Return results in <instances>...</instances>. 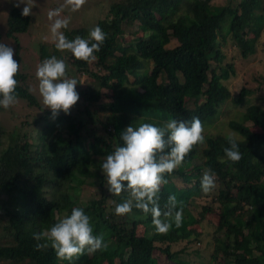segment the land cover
Wrapping results in <instances>:
<instances>
[{
  "label": "trees",
  "instance_id": "1",
  "mask_svg": "<svg viewBox=\"0 0 264 264\" xmlns=\"http://www.w3.org/2000/svg\"><path fill=\"white\" fill-rule=\"evenodd\" d=\"M213 1L120 0L110 7L97 24L106 39L94 53L96 60L88 63L70 56L77 72L92 77L97 84L78 92L80 99L70 115L61 112L52 119L49 111L40 118L50 122L41 131L38 145L34 147L24 135L0 154V193L18 194L23 199L22 212L5 215L6 245L0 246V261L158 264L163 259L156 255L159 252L166 256L167 264H191L182 258L184 250L172 251L166 242L190 243L201 237V232L193 228L200 221L193 219L191 207L202 191L201 178L210 169L215 173V183L221 186L216 200L220 205L215 211L211 206L203 208L218 215L216 234H224V239L214 238L213 261L264 264V108L260 105L247 107L242 122L229 123L241 137L237 139L242 155L239 162L233 163L225 155L228 137L205 135V146H194L183 163L166 174L168 183L158 193L161 211H168L170 196H175L177 210L183 209L179 228L174 212L172 217L161 216L171 222L167 233H157L151 214L145 216L135 207L132 215H116L115 207L127 199V193L111 195L100 171L103 159L123 145L121 132L129 125L163 126L169 119L190 121L198 117L203 125L212 126L221 107L232 98L224 81L234 76L235 68L233 64L221 66L226 59L222 47L227 34H231L242 58L257 53L264 33V0H239L237 5L216 9ZM21 12L14 8L7 18V36L17 44L18 36L31 26L30 16ZM128 27H137L132 40L126 36ZM89 33L80 28L71 31L68 38L95 43ZM173 39L178 45L169 48ZM17 47L19 50V44ZM16 60L20 63L18 55ZM15 79L17 99L37 105L27 85L28 77L19 70ZM251 95L243 88L235 102L241 104ZM104 99L110 102L102 105ZM96 107L104 118L95 119ZM1 139L0 129V143ZM174 178L181 179L185 186L180 187ZM88 187H97L100 197L80 203V193ZM73 206L90 217L95 226L93 234L102 235L107 247L92 256L85 252L71 262L58 259L51 247L37 250L36 244L43 241L34 240L33 234L49 230L57 218L70 215ZM141 227L145 231L139 234Z\"/></svg>",
  "mask_w": 264,
  "mask_h": 264
},
{
  "label": "clouds",
  "instance_id": "2",
  "mask_svg": "<svg viewBox=\"0 0 264 264\" xmlns=\"http://www.w3.org/2000/svg\"><path fill=\"white\" fill-rule=\"evenodd\" d=\"M86 0H66L73 10L79 9ZM22 8L21 15L32 14V0H17L15 6ZM60 9L49 12V18L58 16ZM67 20L56 19L51 31L56 38L58 50H70L72 55L81 61L91 63L96 60L94 53L99 52L106 36L100 27L90 30L92 41L77 37L67 40L60 32L66 28ZM15 50L9 44L0 41V106L7 109L17 102L15 94L18 81L19 62L14 59ZM66 64L55 56L45 59L37 68L39 93L46 109L51 110L52 119L61 112L71 114V109L80 99L77 91V80L66 75ZM122 146L108 154L100 165L101 174L106 180L105 187L114 196L127 193V199L115 207L116 215L131 214L133 208L141 210L145 216L151 214L157 233H167L171 222L162 220L161 216L172 217L177 228L182 225L183 209L177 210L175 196H170L168 211L162 212L158 203V193L170 175L179 167L185 157L196 145L205 143L204 126L198 117L190 121L169 119L163 126L142 123L136 127L129 125L121 132ZM229 147L224 149L227 159L239 162L242 155L235 136L228 137ZM201 190L210 192L215 187V173L205 170L201 178ZM90 217L80 207L71 209L70 215L57 218V222L47 231L34 233L33 239L43 241L36 244L37 250L51 247L58 259L73 261L85 252L94 253L107 245L102 235H94Z\"/></svg>",
  "mask_w": 264,
  "mask_h": 264
},
{
  "label": "rangeland",
  "instance_id": "3",
  "mask_svg": "<svg viewBox=\"0 0 264 264\" xmlns=\"http://www.w3.org/2000/svg\"><path fill=\"white\" fill-rule=\"evenodd\" d=\"M118 1L120 0H86L79 9L74 11L72 6L66 3V0H32V14L29 15L31 18V26L27 33L18 36V44L20 47L18 50L16 41L7 36V18L9 12L17 8L15 6L17 0H0L1 41L14 48V59H16L17 55L20 57L19 70L28 77L27 85L30 92L37 100V105H30L26 99L18 98L17 102L9 108L5 109L2 107L0 112V129L2 131L0 154L7 148L15 145L24 135L28 136V139H30L35 147V145L39 144L41 131L50 122L47 121L46 118L40 119L51 110L46 109L43 104V99L39 93V80L36 76L37 68L45 59L55 56L57 59L63 60L67 66V77L76 79L78 82V92L87 88L88 85L97 84L92 77L81 75L77 72V69L72 65L70 60V56L72 55L70 50L57 49L56 38L51 31L52 24L55 20L61 19L68 21L67 27L60 29V32L63 33L67 40L71 41L68 38V34L71 31L80 28L92 30L103 17L107 16L110 7ZM238 3L239 0H214L212 7L216 9L234 6ZM23 7L24 5H21L18 9L22 10ZM57 9H60L59 15L53 16L50 19L49 12ZM136 31L137 27H128L126 28V36L132 40L135 38L134 32ZM259 43L257 53L245 59L242 58L241 50L236 47L233 36L227 34V42L222 47L226 59L221 66L224 67L227 64L234 65V76L224 81V84L232 92V98L221 107L220 115L215 119L212 126L208 123L203 125L204 136L222 134L226 137L230 135L235 136L236 139L240 140L241 137L231 129L229 123L231 121L242 122L243 114L247 107L251 105H260L264 108V33ZM177 45L178 42L173 39L169 48H174ZM212 65L213 67L215 66L214 64ZM94 68L95 66L93 65L92 69ZM131 80L133 79L131 78ZM159 81L162 82L163 79L161 78ZM243 88L250 90L252 95L246 98L241 104H237L235 102L238 98L237 94H239ZM110 93L111 92H108V94ZM108 102L110 101L104 99L101 104H108ZM82 104L81 102V105ZM94 110L92 111L96 114L95 119H101L104 116V113H102L98 107ZM74 111H76V108ZM38 119H40V121H38ZM83 119L86 120L87 117L84 116ZM254 130L257 131L258 129L254 128ZM204 146L205 143L201 145L202 148ZM174 181L180 187L185 186L181 179L174 178ZM220 187L218 183H215V187L210 192L204 193L200 191V194L194 198L192 203L191 213L193 219L197 218L200 221V224L193 226V228L201 232V237L190 243L178 242V244H173L169 241L166 242L167 245L171 246L172 251H180L181 248H185L187 252L184 254L189 253L191 256H181L183 259L189 257L188 259L191 261V264H216L211 259L216 249L214 238L224 239V234H216V229L219 224L218 215L214 212H206L203 207L211 206L213 211L218 210L220 204L216 200L221 194ZM236 194L239 196L237 192ZM94 196L100 197L97 187H88L86 191L80 193L78 200L82 202ZM13 200L16 201L14 202ZM72 208H74V206ZM22 210L23 199L20 195L0 193V246L6 245V240L4 238L5 215H7L9 211L22 212ZM92 226L93 228L95 227L94 224ZM144 231L142 227L138 229L139 234L144 233ZM89 254L92 256V253ZM156 255L161 259L163 258L158 264H167L169 262L165 255L159 252H157ZM224 261L226 260L222 259L217 264H223ZM189 263L190 262H188V264ZM0 264H5V262L0 261ZM105 264H108V260Z\"/></svg>",
  "mask_w": 264,
  "mask_h": 264
},
{
  "label": "crops",
  "instance_id": "4",
  "mask_svg": "<svg viewBox=\"0 0 264 264\" xmlns=\"http://www.w3.org/2000/svg\"><path fill=\"white\" fill-rule=\"evenodd\" d=\"M177 244H178V243H177ZM183 250H184L185 252H187V251L185 250V248H183V249L181 248V251H183ZM182 254H183V255H186V256H191V254H189V253L184 254V252H182ZM188 258H189V257H187V259H186L187 261L189 260ZM212 258H213V257H211V259H212ZM212 260H213V259H212ZM219 261H220V260H219Z\"/></svg>",
  "mask_w": 264,
  "mask_h": 264
}]
</instances>
